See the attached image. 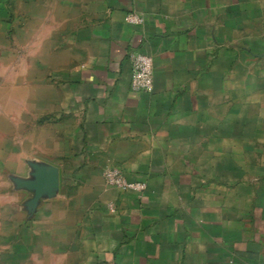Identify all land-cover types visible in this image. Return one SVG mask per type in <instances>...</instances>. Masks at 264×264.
<instances>
[{"label": "crops", "instance_id": "obj_1", "mask_svg": "<svg viewBox=\"0 0 264 264\" xmlns=\"http://www.w3.org/2000/svg\"><path fill=\"white\" fill-rule=\"evenodd\" d=\"M5 158L58 169L27 224L75 264H264V0H0Z\"/></svg>", "mask_w": 264, "mask_h": 264}, {"label": "rangeland", "instance_id": "obj_2", "mask_svg": "<svg viewBox=\"0 0 264 264\" xmlns=\"http://www.w3.org/2000/svg\"><path fill=\"white\" fill-rule=\"evenodd\" d=\"M7 162V158L0 162V264H75L72 251L76 247L71 244L72 239L62 241L64 253L57 245L55 235L50 239L51 232L33 228L31 222L27 224V219L33 216L26 213L23 205L30 196L27 194L25 198V192L18 190L17 196L14 195L10 178L15 176L5 173ZM15 205L17 210H14Z\"/></svg>", "mask_w": 264, "mask_h": 264}, {"label": "built area", "instance_id": "obj_3", "mask_svg": "<svg viewBox=\"0 0 264 264\" xmlns=\"http://www.w3.org/2000/svg\"><path fill=\"white\" fill-rule=\"evenodd\" d=\"M128 25H142L144 18L138 13H128L124 17ZM131 69L129 86L136 93H151L153 90V67L152 59L141 53L129 55ZM106 185L119 189L122 192L141 194L145 191L146 185L143 182H129L116 168H108L103 174ZM113 212L114 207L109 206Z\"/></svg>", "mask_w": 264, "mask_h": 264}, {"label": "water", "instance_id": "obj_4", "mask_svg": "<svg viewBox=\"0 0 264 264\" xmlns=\"http://www.w3.org/2000/svg\"><path fill=\"white\" fill-rule=\"evenodd\" d=\"M30 173L27 178L11 177L10 181L18 191H26L31 197L25 201L24 209L32 217L42 199L53 198L59 189V171L56 167L40 163H27Z\"/></svg>", "mask_w": 264, "mask_h": 264}]
</instances>
